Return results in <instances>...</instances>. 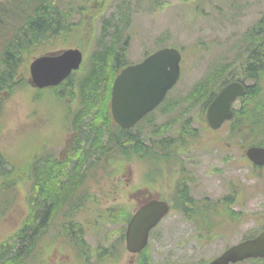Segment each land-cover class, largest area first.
Segmentation results:
<instances>
[{"label": "rangeland", "instance_id": "rangeland-1", "mask_svg": "<svg viewBox=\"0 0 264 264\" xmlns=\"http://www.w3.org/2000/svg\"><path fill=\"white\" fill-rule=\"evenodd\" d=\"M7 1L9 0H0V6H6ZM103 1L98 0L93 6L94 10L99 6L95 15L96 18L89 19L82 12L91 8V0H65L62 8L65 6L71 10L72 16L67 18L73 32L75 34L80 32L79 37L70 41L69 44L74 46L79 44L87 51L88 55H86L85 62L87 57V62H90L96 53H108L111 47L117 50L122 46L126 37L128 39L126 50L129 52V60L135 63L145 55V51L151 52L167 46L180 48L183 53L181 61L182 78L171 93V96L174 97L183 96L192 89L197 81L203 80L210 71L214 72L215 69L227 67L222 77L212 84L213 89L220 85V81L226 77L239 75L240 62L246 55L245 49L249 43L246 34L252 30H257L264 16V0H105V8H100ZM161 2L162 4L165 3L163 7L160 6ZM129 7H131V16L126 25L125 14ZM123 8L125 9L120 11ZM110 19L113 20L106 24L107 29L103 30L104 24ZM93 21L96 26L88 28L86 23ZM114 21H119L122 26L115 28ZM114 30L118 31L117 36H111ZM13 31L14 29L8 31V28L0 31V53L2 54L0 58L6 56L3 53L5 43L12 39ZM107 34H110L111 37H108ZM60 47L62 46H50L49 48L59 49ZM50 49H41L39 52ZM129 60L127 63H130ZM111 62L114 70L115 56L111 58ZM28 64L29 61L26 62L23 72H28ZM86 67L87 65L84 70L82 68L76 72V77H73L76 82L79 77L83 76ZM67 96L69 97L66 102L69 103H67L68 107H71L70 93H67ZM199 101V104L193 107L185 119H192L195 127L201 128L197 119H199L203 99ZM65 108L60 104L56 91L52 89L28 88L25 90L24 87H20L12 91L0 103V154L5 156L19 170L25 165L29 154L31 156L34 154L35 144L39 145L40 138H43L44 135L49 134V138L53 140L56 148H62L63 142L70 138L69 132L62 128L63 124L68 121V115L63 112ZM79 108L80 106H77L76 110ZM155 112L154 117H156L153 120L162 122L160 113ZM92 113L95 114V112ZM177 114L178 112L168 113L167 117H170L168 120H172V118L175 120ZM88 117L94 118L93 115H88ZM91 123L94 121L88 123L89 128L86 127L87 123H84L83 140H80L83 149H86L88 147L86 145H89V142H93L96 138V129L94 130V125ZM178 123L180 125L183 122L179 120ZM147 125H142L131 134H140L141 132L143 140L149 141L150 137L148 136L152 138L153 133H149ZM198 133L199 135L202 134V129H199ZM167 136L174 137V133L167 131ZM104 137L108 141L111 140V135L106 134V132ZM115 149L118 148H113L108 153L115 159L116 165L113 164V160H106V162L107 165H110L109 168L114 166L117 168L118 166L119 171L113 174L110 173V170L103 171L101 167L97 170L96 177L86 179L81 185L82 191L92 192L99 204L104 206L114 204L111 201L107 203L104 201L105 196H109L107 192L110 191L112 185L133 183L138 186L145 179L149 164H152L154 168H159L161 165H164L165 168L164 163L151 159L148 150H142L139 155L145 161H140L138 157H132L131 159L125 158L123 163L122 156H117L118 153L115 152ZM24 152L26 153L23 157L21 154ZM106 153L107 149L104 151L99 149L95 152L92 150L89 156L92 159H100ZM222 154L225 156L227 152H210V149L194 152L195 165L193 167L197 171L195 172L197 183L195 196L199 198L207 196L217 201L223 198L227 192L225 187L228 181L238 182L240 187L243 186L246 191V194L243 195L245 201L247 203L252 202L258 207L256 209L257 219H254L255 216L247 215L244 221L246 229H255L264 223V189L260 185L262 179L252 176L249 167L239 166L236 161L237 157L226 162L222 159L224 157ZM87 167L88 164H85L81 171ZM153 174L156 173L153 172ZM68 175H70L69 172H66L58 178L56 185L67 186L64 181L68 177H72L76 182L78 174ZM178 176L176 170L172 171L165 178L159 177L155 184L156 188H152L161 197L171 196ZM7 183H13V181L5 182L4 176L0 175V188ZM24 185L22 188L17 187L10 189V191L0 192V243H3L5 238L8 239L7 237L18 229L21 221L27 215L28 205L30 206V193L28 183ZM26 194L28 200L24 197ZM137 207L138 205L135 204V209ZM244 211L249 212L246 209ZM64 213L65 210L61 212L63 216ZM209 215L213 220L219 217L216 212H209ZM90 219V217L84 216L85 221L88 222ZM93 223L95 221L91 220L88 224L94 225ZM258 223L259 225H257ZM214 228H217V225ZM153 230L148 247L152 259L150 264H200L202 260L205 261L217 256L228 245L237 243L241 239L240 235L230 237L221 235L219 238L210 241L205 238L198 239V233L194 231L192 223L183 218L177 210L170 212L162 223ZM90 240L94 244V239ZM48 246L51 250L47 249ZM38 248L44 250L39 258L37 257ZM38 248L34 250L33 243L29 245L28 249L26 247L24 264H37L38 259L44 264L49 263L54 257L52 249L56 251L57 245L55 247L50 246L46 240H42ZM124 254L126 257L130 255L127 251ZM65 257L66 254L61 255L62 259ZM138 258V256L134 258L136 264ZM55 260L59 261L60 256H57ZM90 263H95V260L91 259ZM240 264H264V260H247Z\"/></svg>", "mask_w": 264, "mask_h": 264}, {"label": "trees", "instance_id": "trees-1", "mask_svg": "<svg viewBox=\"0 0 264 264\" xmlns=\"http://www.w3.org/2000/svg\"><path fill=\"white\" fill-rule=\"evenodd\" d=\"M64 2L65 0H9L5 3L6 6H0V31L7 28L8 31L14 29L12 32L14 33L12 39L8 40L6 44V56L0 58V94H3L4 92L9 94L20 84V65L26 55L31 56L34 52H39L41 49H47L50 46H62L69 44L70 41L79 37L78 34L73 32L72 26L68 20V18L72 16L71 10L67 9L65 6L62 8V4H64ZM97 2L98 0H91V8L87 9V11H83L82 14H86L89 19L92 17L96 18L95 15L99 6L96 7L95 10L93 9V6ZM164 4V2L163 4L161 2L160 6L162 5L163 7ZM124 9L125 8L120 9V11H123ZM130 16L131 7H129L125 14L126 25L129 22L128 18ZM113 19L106 21L103 26V30L107 29L105 25L111 23ZM86 25L89 26L88 28H93L96 26V23L93 21L88 24L86 23ZM259 25V29L252 30L249 34L247 33L248 35L246 34L249 44L246 47L247 58L244 63V72L247 76L264 73V16ZM114 26L117 28L122 26V24L119 23V21H114ZM117 35L118 31L116 30L111 33V36ZM107 36L111 37L110 34H107ZM127 42L128 39L126 37L122 46L117 50H115L114 47H111L108 53H96L93 59L87 63L86 71L83 76L79 77L77 82L74 78L69 79L66 85L62 87L63 91L70 93L71 103L73 100H79L80 102L81 108L75 114V118H68L71 123L74 122L78 124V126L75 125V127L81 128L82 134L80 140L82 139L84 131V123H87L86 127L89 128L88 123L90 124L91 121H94V123L91 124L94 125V130L96 129V138L93 142H89V145H86L88 146L86 149H83V145H81V141H79V145H75L77 150L72 152L70 161L73 163L74 159L77 158V169L80 170L76 184H79L85 176L84 171H81V168L83 169L85 164H88V166H95V164H97L96 159H92L89 156L92 150L93 152L98 151L99 149H101V151H104V149H107V151L111 150V148L107 145L109 141L104 137L106 132V128L104 127H107L109 123H112L110 108L108 106L110 89L115 77V71H117L120 66L122 67L124 63L123 59L125 56ZM256 53H260L261 55ZM113 56H115L114 70L111 62V58ZM226 69L227 67L215 69L210 77H218L217 79H219L222 77ZM261 79L259 78L260 82ZM22 83L26 84L28 82L24 81ZM212 86L213 85L210 82L197 84L194 88L195 93L193 97L197 100L209 97L213 91L215 92L217 89H213ZM261 99L260 95L259 100ZM249 100L247 101L249 102ZM92 112H95V114ZM88 115H93L95 120L92 117H88ZM118 133L121 134L111 135L110 142H112L121 153L129 157H131V154L139 156L142 150H148L154 154L159 153L158 151H154V149L161 148L158 144L144 145L139 137L136 136L133 138L129 136L128 130H121L118 128ZM106 134L108 133L106 132ZM154 139L153 142H156ZM169 144L168 140L166 145L169 146ZM4 175L7 178L11 177V174L8 172H4ZM62 175H64V173H62ZM62 175L59 173L58 176L51 178L49 183L44 182L42 184L57 187L59 185H56V181ZM74 182L75 180H73L72 177H68L66 178V181H64V183L67 184L66 187H73ZM63 195H65V193L58 192L56 190L51 193L42 192L38 194L39 201H41L40 204L44 205L42 206L41 212L46 214L45 218H47V213L50 211L51 207L54 212H57L61 208L60 204H63L64 202H60V199H62ZM177 196H179V198L176 199L177 203H174L173 206L180 210L188 221L192 222L199 228H201L204 223L205 225L208 224L209 216L207 214L209 210L207 208H201L200 204H198V206H194L193 202L188 203L190 201L191 194H184L182 188H180ZM51 201H53L54 204L47 206L46 204ZM190 206L193 208H190ZM71 214L72 212L70 211V215ZM106 218L110 222H119L121 221L122 214L121 212H117L107 215ZM31 219L32 217L28 218L21 231L14 233L10 238L6 239L3 243H0V264L25 263L24 258L26 247L28 249L34 238L33 228H31L34 221H31ZM43 223L44 222L41 221L40 225ZM41 230L42 229H39L40 232ZM32 236L33 238L30 240ZM83 244L86 246L87 250H90V246L85 241H83ZM142 256L144 259H149L150 257V255L146 252H143Z\"/></svg>", "mask_w": 264, "mask_h": 264}, {"label": "flooded vegetation", "instance_id": "flooded-vegetation-1", "mask_svg": "<svg viewBox=\"0 0 264 264\" xmlns=\"http://www.w3.org/2000/svg\"><path fill=\"white\" fill-rule=\"evenodd\" d=\"M69 77H76V75H71ZM256 77H258L256 75ZM57 89L60 86L56 87ZM55 87H49L58 93L59 92ZM62 91V90H60ZM264 87L259 79L257 81H251L246 84V93L243 97L239 98L234 102L233 105V116L230 120L225 121L219 128L212 129L207 128L206 134L201 138L190 137L186 132L184 138H180L177 141L174 140L173 144L176 146V161L178 162L177 168H180L184 171L186 175V181L182 182V189L184 194H192V184L196 181L192 178L197 172L194 169V152L196 151H205L210 149V152L223 151L227 154L222 158L224 161L229 162L234 157H237L236 161L239 166L246 167L250 165V168H253L255 171V176L258 179L264 181V165L254 164L247 156L248 148L251 146H261L264 147ZM250 93V95H249ZM261 95V100L259 96ZM2 96V94H0ZM250 99V100H249ZM213 100V99H212ZM211 100V101H212ZM249 100V102L247 101ZM78 124L69 121L65 123L62 127L66 129L70 138L63 142V146L60 149L56 150V147L53 143V140L49 138V134H46V140L49 141L48 145L43 147L46 151H52L48 154L40 155L38 153L32 160V174L34 178V190L36 194L40 191L51 193L56 190L58 192L65 193L60 199V202L63 201L61 208L54 212L53 208H50V211L46 214L42 211V205L40 208H37L35 219L38 220L36 227H33V235L40 236V226L47 225L48 233V242L50 246L57 245L56 251L52 249L54 255L53 260L47 262V264H93L88 262V257L95 256L98 251L102 248H98L96 251L86 249V246L83 244V241H91L94 239L95 242L98 240L101 242L108 243L106 247V263H112L111 258L115 255V250L113 249V243L120 240L119 242H124L125 235L124 231L126 229V218L129 216V213L122 214V231L118 233L114 225L116 223L110 222L107 220L106 216L109 215V212L104 213L103 210L111 208V205H100L96 199V196L92 192L83 190L77 185L73 187L66 186H57L53 187L52 185H43L42 183H49V180L54 176H58L59 173H66L69 171V174H78L80 170L77 169L78 162L77 158L74 159L73 163L71 160L72 152L77 150L75 145H79L80 137L82 134L81 128L75 127ZM200 139V140H199ZM221 155V154H219ZM4 168V163H0V169ZM44 180V182H42ZM193 180V181H192ZM191 184V185H190ZM225 190L230 193L231 186H226ZM235 191V200H229V197L226 196L224 201L221 202H212L206 201V207L221 206L226 212L224 213L225 221L228 224V233H234L235 235H240L244 237L248 234L247 229L244 227V221L247 215L250 217L255 216L256 218V209L258 208L254 203H247L241 201L243 192L236 189ZM109 196H105L104 201L112 202L114 204H119L120 206L125 205L126 212L130 208L134 210L135 204H140L150 196V190L145 187L135 188L133 183L127 185H112L110 191L107 192ZM193 195V194H192ZM38 199V195H37ZM228 199V200H227ZM190 202H193L194 206H198V202L195 197H190ZM54 204L53 201L47 203L46 205ZM192 207V206H190ZM193 208V207H192ZM237 209L238 211H233ZM249 212H245L244 210ZM65 210L64 216L61 212ZM72 214L70 215V211ZM84 216L90 217L91 219L87 221L84 220ZM94 220V225L88 224L89 221ZM44 223L40 225V222ZM52 221V224L49 223ZM39 227V229H38ZM120 244V243H119ZM112 245V249H111ZM118 247V246H117ZM116 247V248H117ZM62 254H66L64 259L61 258ZM57 256H60V260H55ZM116 258L121 260L123 255H118L116 253ZM98 264L105 263V259L102 254H99L97 257ZM96 264V263H95ZM126 264H134V257L131 256Z\"/></svg>", "mask_w": 264, "mask_h": 264}, {"label": "water", "instance_id": "water-1", "mask_svg": "<svg viewBox=\"0 0 264 264\" xmlns=\"http://www.w3.org/2000/svg\"><path fill=\"white\" fill-rule=\"evenodd\" d=\"M82 57L78 49L38 57L31 63L33 81L39 86L58 84L80 66ZM180 59L177 49L164 48L144 62L121 71L114 80L111 100L113 118L121 127L133 126L164 99L179 78ZM244 90L241 83L231 82L216 96L207 110L210 126L217 128L231 117L232 102ZM248 156L264 164V148L251 147ZM169 210L167 201L152 199L133 215L127 228V246L131 252H140L147 245L151 229ZM250 257H264V232L229 248L208 264H229Z\"/></svg>", "mask_w": 264, "mask_h": 264}]
</instances>
